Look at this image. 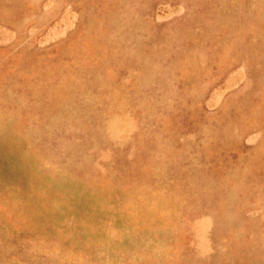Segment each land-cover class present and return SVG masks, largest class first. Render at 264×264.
I'll return each instance as SVG.
<instances>
[{"label":"rangeland","instance_id":"rangeland-1","mask_svg":"<svg viewBox=\"0 0 264 264\" xmlns=\"http://www.w3.org/2000/svg\"><path fill=\"white\" fill-rule=\"evenodd\" d=\"M0 264H264V0H0Z\"/></svg>","mask_w":264,"mask_h":264}]
</instances>
